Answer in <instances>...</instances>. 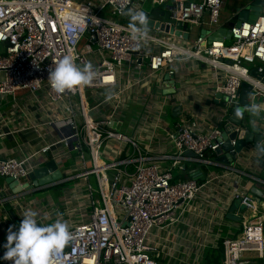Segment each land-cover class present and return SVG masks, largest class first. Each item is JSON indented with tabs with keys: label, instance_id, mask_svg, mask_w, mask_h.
Wrapping results in <instances>:
<instances>
[{
	"label": "built area",
	"instance_id": "2783aa9c",
	"mask_svg": "<svg viewBox=\"0 0 264 264\" xmlns=\"http://www.w3.org/2000/svg\"><path fill=\"white\" fill-rule=\"evenodd\" d=\"M141 1L0 0V96L41 93L51 104L76 97V109L69 105L64 119L50 122L58 130L65 126L66 132H60L59 139L40 152L47 154L53 145L63 144L79 154L76 164L82 171L77 177L86 180L89 196L81 210L90 212L85 219L68 225L72 239L61 253L52 255L50 264H169L163 262L168 256L163 251L169 247L160 244L157 240L163 241L164 237L160 239L152 230L179 224L201 186L192 178L174 181L171 169H159L152 159L172 158L174 165L184 161L229 168L216 161L214 155L221 145V130L230 127V110L239 104L241 82L252 85L250 93L254 97L259 92L264 96V71L257 77L250 75V69L261 72L264 65V4L255 19L230 28V40L207 41L197 35L189 45H183L150 33L143 42L131 38L128 17L122 12L126 8L141 9ZM166 1L172 6V18L186 23L187 29L215 28L220 23L224 0ZM69 9L82 13L87 10L86 30L62 22V14ZM153 29L163 32L158 27ZM69 53L78 66L90 62L89 53L96 56V62H90L96 77L87 86L57 93L49 86L48 73L60 56ZM186 57L221 72L217 91L227 97L219 118L223 125L203 132L195 124L179 123L168 133L174 154L148 156L137 141L118 130L121 111L119 104L112 102L122 88H117L116 72L128 64L139 70L145 67L144 76L148 77ZM102 88L113 90L100 103L109 104L111 110L93 117L92 111L98 105L88 104L86 91ZM109 140L118 144L124 157L102 160V148ZM30 158L0 156V177L23 182L38 166ZM53 158L57 164L61 161L59 156ZM89 177L95 181L96 190ZM254 179L261 185L264 198V179ZM246 198L250 200L246 210H253L255 205L249 196L234 194V199H242V203ZM8 200L9 196L0 197V202ZM222 247L221 264H248L243 259L247 253H255L264 264V209L254 220L243 223L238 237L223 238ZM4 251L0 250V256ZM0 262L11 264L10 260Z\"/></svg>",
	"mask_w": 264,
	"mask_h": 264
},
{
	"label": "crops",
	"instance_id": "0c3cea01",
	"mask_svg": "<svg viewBox=\"0 0 264 264\" xmlns=\"http://www.w3.org/2000/svg\"><path fill=\"white\" fill-rule=\"evenodd\" d=\"M252 1L224 0L219 25L215 28L207 26L188 28V39L171 34L168 29L156 32L153 28L147 27V31L150 34L161 35L183 45H189L201 30H214L232 22L237 11L248 6ZM159 3L170 5V2L166 0H142L139 10H143L149 16L153 6ZM89 57L90 62L94 64L96 56L89 53ZM145 70V67L139 70L128 64L118 68L117 88H122V91L112 103L119 104L120 120L126 116L129 118L124 133L137 141L148 156L174 154L168 133L179 123L195 124L203 132H209L214 126L223 125L219 118L225 108L220 101H214V94L221 81V72L191 57L176 60L148 77L144 76ZM169 70L172 71L173 83L165 79ZM124 87L127 88L124 89ZM166 89L173 91L164 93L163 90ZM111 92L113 90L103 88L97 91H86L88 104L98 105L92 111L93 117H99L104 115L105 111L111 110L109 104H100ZM263 97L260 92L256 97L252 93L249 94L247 107L242 111L241 125L237 127L264 135ZM69 105L76 109L75 96L72 95L67 100L55 104L49 103L41 93L33 95L28 92H18L15 96H0V156L4 158L30 156L32 163L39 165L45 159V153H41L40 150L57 141L60 132H66L65 126H61L58 130L50 122L64 119ZM252 105L257 106V111L247 110ZM232 110H230L231 113ZM77 118H79L78 114ZM48 154L51 157L59 156L61 161L58 162V167L64 176L63 181L53 186L13 194L5 184L4 178L0 177V197L4 195L10 197L8 201L0 202V245L6 241L9 225L15 231L22 219L21 214L28 209L37 213L36 219L41 224H49L55 220H62L67 225L79 222L72 219L75 215H79L81 208L89 201L86 180L77 177V174L82 171V168L76 164L79 154L63 144L53 145ZM101 157L102 160L108 161L124 157V155L118 151V144L109 140L102 148ZM173 161L172 158L152 159L159 169H171L174 181L191 178L190 173L197 172L196 181L201 188L179 224L166 230H152L153 234L158 235L160 239V236L164 237L163 241H157L169 247L168 250L181 249L182 246V251L196 249V243L202 242V238H199L197 242L194 241V232H207L208 226H210V232H214V237L216 233H219L216 240L209 246H215L221 235L224 238L238 237L243 223L254 220L264 209V198L258 199L252 192L253 187L259 185L254 177L264 179V155L255 149L254 143H247L236 153L234 163L228 164L229 168L184 161L174 165ZM70 181L72 183L67 187L56 188L53 192L48 191L51 187H59ZM44 189L47 190L41 193ZM38 191L41 192L37 193ZM235 193L239 196H249L255 205L253 210L236 209L234 211V214L240 216V221L225 218L226 212L234 201ZM208 215L212 217L211 225L208 222ZM178 238H181L179 240L182 242L178 241ZM2 248L0 247V250ZM221 258L218 260L219 264H221ZM243 259L248 260V264H261V260L255 253L243 254ZM163 262L172 264L166 259H163Z\"/></svg>",
	"mask_w": 264,
	"mask_h": 264
},
{
	"label": "water",
	"instance_id": "95a60500",
	"mask_svg": "<svg viewBox=\"0 0 264 264\" xmlns=\"http://www.w3.org/2000/svg\"><path fill=\"white\" fill-rule=\"evenodd\" d=\"M264 4V0H253L248 6L241 8L237 11V14L232 22L225 26H220L214 30H201L199 35L205 37L207 41L211 40H230V28L234 25H238L245 20H253L259 14L261 7ZM172 6L165 3H159L153 6L150 10L148 16V27L156 28L160 30H169L171 34L175 36H181L183 39H188L187 24L181 21H177L172 18ZM264 65L262 66V71L258 72L256 68L250 69V75L257 77L263 74ZM173 75L166 74L165 79L172 82ZM264 82V79H263ZM252 90V85L243 81L238 89L239 105L232 110V113L228 117L230 121V127L221 130L220 137L218 140L221 141L220 148L215 151L217 155L215 160L224 164H232L236 158V153H238L247 143H254L255 149L264 155V135L262 133H255L244 128L239 130L235 129V126L241 125V118H236L234 112L239 109L241 112L245 107H247L248 96ZM172 89L163 90L164 93L172 92ZM214 101L222 105L227 101V97L222 95L221 92L217 91L214 94ZM235 141L232 146L231 141ZM191 155L190 152H188ZM192 179H197V172L190 173ZM64 180V176L58 167L57 160L51 157L48 153L45 154V159L28 173L26 180L23 182H18L11 177H5L4 182L10 188L11 193L18 194L24 191L39 190L53 186ZM252 192L258 197V199L263 198V192L261 185L254 186ZM245 203H242V199H234L228 211L225 214V218L233 221H240V216L234 214L236 209L246 210L247 203L250 202L249 198L244 199Z\"/></svg>",
	"mask_w": 264,
	"mask_h": 264
},
{
	"label": "clouds",
	"instance_id": "9594fccd",
	"mask_svg": "<svg viewBox=\"0 0 264 264\" xmlns=\"http://www.w3.org/2000/svg\"><path fill=\"white\" fill-rule=\"evenodd\" d=\"M86 12V9L83 13L69 9L62 14L61 20L66 25L86 30L88 25ZM122 14L128 17L131 38L139 42L146 41L149 24L147 14L135 8H126ZM95 77L96 72L90 62L78 66L73 55L69 53L56 60L47 80L51 89L57 93H64L66 90L91 84ZM247 110L255 112L257 106L252 105ZM234 115L241 118L243 112L237 109ZM21 215L22 219L15 231L9 225L6 241L0 245L5 249L0 260H10L11 264H50L52 255L61 253L72 239L67 223L62 220H55L49 224L38 223L37 213L31 209L25 210Z\"/></svg>",
	"mask_w": 264,
	"mask_h": 264
},
{
	"label": "rangeland",
	"instance_id": "374dc122",
	"mask_svg": "<svg viewBox=\"0 0 264 264\" xmlns=\"http://www.w3.org/2000/svg\"><path fill=\"white\" fill-rule=\"evenodd\" d=\"M136 110V109H135ZM122 120V119H121ZM129 123V118L126 116L123 120H122V124L119 126L118 130H123L122 132H125L124 130L127 129V125ZM71 181L70 182H67L65 183V185L61 184L59 187H51L48 191H52L56 188H64V186H69L71 185ZM91 184L93 186V189H97V186H96V183L95 181L93 180V178H91ZM47 189H44L41 191H38L37 193H44ZM94 196L96 197L97 196V192L95 193L94 192ZM83 211V212H82ZM247 211V210H245ZM89 210L88 209H85V210H81L79 215H75L74 219H72L73 221H80V220H83L85 219V217L89 214ZM210 214V212H208ZM81 218V219H80ZM208 218V222H210L209 224L211 225L213 222H212V217L210 215L207 216ZM210 228V226H208ZM207 228V232H194V241H199L198 239L199 238H202V242H198L196 243V249H189V250H186V251H182L183 249V246L181 249H176V250H164L163 252L166 253L168 256H164L166 257L167 260L170 259V261L172 262V264H203V250L208 247L209 245H211L210 243L215 241L216 238L218 237L219 233H216V236L214 237V232H210V229ZM221 234V233H220ZM182 237V235H181ZM184 238V237H183ZM209 238H210V241H209ZM181 238H178V241H180ZM205 240V241H204ZM182 242V241H180ZM202 245H199L201 244ZM165 259V258H164Z\"/></svg>",
	"mask_w": 264,
	"mask_h": 264
},
{
	"label": "trees",
	"instance_id": "16d2710c",
	"mask_svg": "<svg viewBox=\"0 0 264 264\" xmlns=\"http://www.w3.org/2000/svg\"><path fill=\"white\" fill-rule=\"evenodd\" d=\"M223 238V235H221V237H219V239L216 241L215 246H208L203 250V264H219L218 260L223 255Z\"/></svg>",
	"mask_w": 264,
	"mask_h": 264
}]
</instances>
